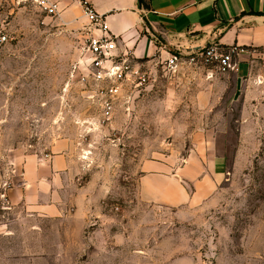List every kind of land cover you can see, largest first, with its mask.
I'll list each match as a JSON object with an SVG mask.
<instances>
[{"label": "rangeland", "instance_id": "obj_1", "mask_svg": "<svg viewBox=\"0 0 264 264\" xmlns=\"http://www.w3.org/2000/svg\"><path fill=\"white\" fill-rule=\"evenodd\" d=\"M74 21L31 5L2 17L9 40L0 47V221L19 213L2 208L24 160L69 148L80 163L77 184L91 182L97 201L74 224L65 259L51 264H264V54L214 44L232 56L227 72L192 45L166 49L179 54L174 70L163 63L169 55L136 59L149 81L126 87L103 123L99 100L72 77L89 29ZM204 143L228 163L215 208L182 216L140 201L142 161L181 162ZM41 227L54 257L63 226Z\"/></svg>", "mask_w": 264, "mask_h": 264}, {"label": "crops", "instance_id": "obj_2", "mask_svg": "<svg viewBox=\"0 0 264 264\" xmlns=\"http://www.w3.org/2000/svg\"><path fill=\"white\" fill-rule=\"evenodd\" d=\"M54 1L62 16L74 24L76 19L87 22L84 7H92L137 60L157 54L163 58L169 55L166 49L180 51L189 45L200 50L215 44L264 54V0H145L146 8L139 0ZM211 149L210 143L190 149L181 162L176 155L142 161L140 201L176 210L182 216L215 208L229 171L225 157ZM79 165L69 148L24 160L19 184L9 190L2 208L19 213L0 221V264H51L65 259L74 224L85 223L89 207L97 201L91 182L77 184ZM43 222L63 226L62 251L54 257H47L40 240ZM4 240L9 244L16 240L15 245L3 246Z\"/></svg>", "mask_w": 264, "mask_h": 264}, {"label": "built area", "instance_id": "obj_3", "mask_svg": "<svg viewBox=\"0 0 264 264\" xmlns=\"http://www.w3.org/2000/svg\"><path fill=\"white\" fill-rule=\"evenodd\" d=\"M31 5L49 16L60 13L58 4L54 0H0V47L8 43L9 36L4 15L11 16L16 10ZM84 14L89 21L86 46L82 59L74 68L73 75L78 83L90 94L97 98L102 108L103 123L109 122L114 114L117 98L126 87L142 86L149 81V77L141 69L140 64L130 52L123 49L121 39L111 34L104 18L92 7L85 5ZM218 47L207 45L199 51L208 60L215 59L221 72L232 68L231 54L218 53ZM237 51V50H231ZM180 62L179 54H169L163 60L166 68L175 69Z\"/></svg>", "mask_w": 264, "mask_h": 264}, {"label": "trees", "instance_id": "obj_4", "mask_svg": "<svg viewBox=\"0 0 264 264\" xmlns=\"http://www.w3.org/2000/svg\"><path fill=\"white\" fill-rule=\"evenodd\" d=\"M139 2L141 3V5H142L143 7H145V8H146V3H145V0H139Z\"/></svg>", "mask_w": 264, "mask_h": 264}]
</instances>
